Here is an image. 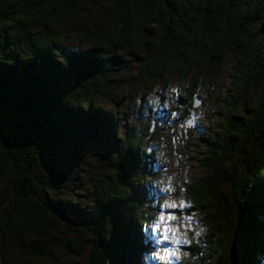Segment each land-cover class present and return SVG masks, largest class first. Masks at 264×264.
<instances>
[{
	"label": "trees",
	"instance_id": "1",
	"mask_svg": "<svg viewBox=\"0 0 264 264\" xmlns=\"http://www.w3.org/2000/svg\"><path fill=\"white\" fill-rule=\"evenodd\" d=\"M262 20L264 0H0V264L85 249L79 264H148L153 210L140 190L157 151L145 131L120 140L108 107L126 100L113 99L126 83L164 92L173 78L171 108L186 118L224 60L229 88L185 193L213 264H264ZM92 157L99 172L80 213L73 186Z\"/></svg>",
	"mask_w": 264,
	"mask_h": 264
},
{
	"label": "rangeland",
	"instance_id": "2",
	"mask_svg": "<svg viewBox=\"0 0 264 264\" xmlns=\"http://www.w3.org/2000/svg\"><path fill=\"white\" fill-rule=\"evenodd\" d=\"M230 65L228 60H224L217 73L202 78L197 90L201 104L192 108L193 112L186 118H183L180 111L173 112L171 108V99L175 92L173 85H176L173 78H168L167 86L171 85V89L164 92H160L161 88L157 86L147 90L140 78L136 80L137 86L130 91L127 90L129 83H126L124 90L113 96L117 103L123 97L126 100L117 111L108 107V111L113 112L115 121H119L117 137L120 140L130 128L145 131L144 137L148 138L157 151L154 167L147 173L140 190L141 197L149 201L153 210L143 224L146 227L144 232L150 236L153 245L144 255L148 264L214 262L216 256L206 246L207 224L202 216L192 210L191 199L185 193V184L202 175L198 160L203 151L204 140L217 128L223 97L229 88ZM249 104L250 99H246L238 108L241 111ZM162 110L166 112L163 114ZM151 127H154L153 135L149 137ZM91 151L95 155L98 150L94 148ZM86 163L79 174L78 184L82 188L78 190L77 186H73L77 194L72 199L77 203V212L80 213L91 204L89 200L96 183L93 177L99 172L94 166L93 157ZM87 251L85 249L83 256L79 257L57 251L54 264H79L83 262ZM161 256L165 259L161 260Z\"/></svg>",
	"mask_w": 264,
	"mask_h": 264
},
{
	"label": "water",
	"instance_id": "3",
	"mask_svg": "<svg viewBox=\"0 0 264 264\" xmlns=\"http://www.w3.org/2000/svg\"><path fill=\"white\" fill-rule=\"evenodd\" d=\"M259 32H260V33H263V32H264V23H262V24L260 25ZM200 104H201V99H200L199 97H195L194 100H193V105H192V107H193V108H197ZM189 122H190V121H189Z\"/></svg>",
	"mask_w": 264,
	"mask_h": 264
},
{
	"label": "snow or ice",
	"instance_id": "4",
	"mask_svg": "<svg viewBox=\"0 0 264 264\" xmlns=\"http://www.w3.org/2000/svg\"><path fill=\"white\" fill-rule=\"evenodd\" d=\"M172 207H174V205H172ZM161 219H163V216H161ZM169 219H172V217H169Z\"/></svg>",
	"mask_w": 264,
	"mask_h": 264
},
{
	"label": "clouds",
	"instance_id": "5",
	"mask_svg": "<svg viewBox=\"0 0 264 264\" xmlns=\"http://www.w3.org/2000/svg\"><path fill=\"white\" fill-rule=\"evenodd\" d=\"M160 259H161V260H164V259H165V257L161 256V257H160Z\"/></svg>",
	"mask_w": 264,
	"mask_h": 264
}]
</instances>
